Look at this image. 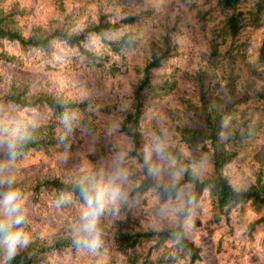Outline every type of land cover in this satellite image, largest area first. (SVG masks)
<instances>
[{
  "label": "trees",
  "instance_id": "obj_1",
  "mask_svg": "<svg viewBox=\"0 0 264 264\" xmlns=\"http://www.w3.org/2000/svg\"><path fill=\"white\" fill-rule=\"evenodd\" d=\"M24 1L0 0V66L68 73L73 86L36 96L0 82V195L9 179L20 191L25 221L13 230L26 240L11 258L0 246V264H264V162L251 164L264 133L237 129L240 98L205 109L198 126L172 128L164 106L187 91L200 51L232 71L247 65V96L264 104V0H177L186 21L172 28L160 15L115 9L46 35L43 21L100 0ZM163 29V51L146 59L140 44ZM176 36L184 43L174 47ZM68 150L73 175L32 172ZM113 184L126 198L106 201L84 232L82 186L92 195Z\"/></svg>",
  "mask_w": 264,
  "mask_h": 264
},
{
  "label": "rangeland",
  "instance_id": "obj_2",
  "mask_svg": "<svg viewBox=\"0 0 264 264\" xmlns=\"http://www.w3.org/2000/svg\"><path fill=\"white\" fill-rule=\"evenodd\" d=\"M23 3L27 9H35L39 4L36 0H25ZM15 7L21 8L22 5L16 4ZM115 9H126L127 12L135 14L142 13V16L160 15L164 18L165 26L170 28L182 25L186 21V11L177 0H100L96 9H85V13H71L68 16L56 15L48 21H43L44 25L41 31L43 35H46L55 28H62L65 23H80L86 15L93 17L95 14L100 15ZM164 34L163 29L157 36L148 37L140 44V52L146 59L163 51ZM171 42L174 47H177L184 43V39L182 41L181 37L176 36L172 38ZM197 58L196 68L188 74L190 81H188L187 91L165 101L164 106L169 125L172 128L176 123L198 126L199 122L204 121L205 109L210 110V107L215 105L219 110L224 111L230 109L229 105L236 98H240L241 103H245V106L241 112H238V118L234 119L237 129L253 131L259 136L264 133V104L256 105L257 103L252 102L247 96L246 88L251 87L250 84L253 80L247 65H242L239 70L232 71L224 62L210 58L203 51L198 53ZM231 77L237 79L238 83L243 85V89H240L239 86L233 87L230 82ZM0 82L7 90L15 86L22 87L31 90V93H35L36 96L45 92L59 93L61 89L73 86V78L68 73L31 71L5 64L0 66ZM202 83L208 87L207 95L209 96L206 97V100H202L201 95L198 94ZM233 89H235L234 92ZM228 121L233 122V118ZM61 129L62 133L68 132L66 127H61ZM67 154L69 156L57 158L47 163L46 166H41L42 169L36 167L32 172L42 177L45 174L73 175L76 169H79L77 167L78 158L74 155L73 150H68ZM255 162H264V146L252 157L251 164Z\"/></svg>",
  "mask_w": 264,
  "mask_h": 264
},
{
  "label": "clouds",
  "instance_id": "obj_3",
  "mask_svg": "<svg viewBox=\"0 0 264 264\" xmlns=\"http://www.w3.org/2000/svg\"><path fill=\"white\" fill-rule=\"evenodd\" d=\"M14 143L7 144V150L11 153L14 150ZM157 154H162L163 149L157 145L155 148ZM150 172L156 174L158 169H151ZM116 180L121 183L127 179V173L122 170H117ZM9 189L0 195V246L6 248L7 256L11 258L16 254L18 246L26 244V240L22 231L13 230L25 221V214L22 209L21 193L18 189L11 187L12 181L7 180ZM82 192L87 200V207L82 214V219L85 221L82 230L86 233L94 232L98 217L105 210L106 201L115 204L119 200L126 198V193L120 185L113 184L110 187L93 185V194L89 195V190L82 186ZM80 242V241H78ZM83 243L89 247H95V240L89 241L85 239Z\"/></svg>",
  "mask_w": 264,
  "mask_h": 264
}]
</instances>
